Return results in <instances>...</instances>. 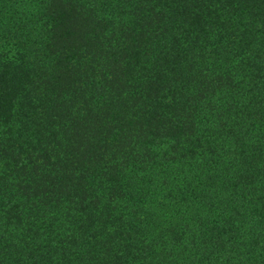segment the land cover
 Listing matches in <instances>:
<instances>
[{
  "label": "trees",
  "instance_id": "obj_1",
  "mask_svg": "<svg viewBox=\"0 0 264 264\" xmlns=\"http://www.w3.org/2000/svg\"><path fill=\"white\" fill-rule=\"evenodd\" d=\"M0 264H264V0H0Z\"/></svg>",
  "mask_w": 264,
  "mask_h": 264
}]
</instances>
